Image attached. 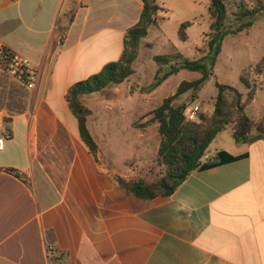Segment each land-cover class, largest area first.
<instances>
[{
    "label": "crops",
    "instance_id": "1",
    "mask_svg": "<svg viewBox=\"0 0 264 264\" xmlns=\"http://www.w3.org/2000/svg\"><path fill=\"white\" fill-rule=\"evenodd\" d=\"M159 1L155 26L163 29L173 6ZM143 7L142 0H0V42L28 58L38 76L32 91L24 88L23 111L0 108L7 136L0 264H264V140L237 143L232 133L233 143L211 145L204 163L221 151L238 158L194 171L169 197L147 200L125 189L117 178L135 177L130 161L142 157L148 133L118 127L108 114L101 141L92 104L115 94L104 98L109 110L132 106L122 96L130 95L138 58L125 82L83 97L97 156L81 138L67 93L121 58ZM190 22L188 36L197 24Z\"/></svg>",
    "mask_w": 264,
    "mask_h": 264
},
{
    "label": "trees",
    "instance_id": "2",
    "mask_svg": "<svg viewBox=\"0 0 264 264\" xmlns=\"http://www.w3.org/2000/svg\"><path fill=\"white\" fill-rule=\"evenodd\" d=\"M142 1L143 12L139 22L129 29L125 36L121 58L105 65L99 73L74 84L67 93L69 107L79 120L81 138L95 156L98 154L99 146L88 127L91 110L84 104L83 97L101 92L111 85L122 84L134 74V63L138 58L141 43L147 38L150 27L158 25V16L164 11L159 6L158 0ZM229 1L209 0L208 13L211 19L209 52L204 58L191 60L177 50L154 57L157 70L153 81L145 89L148 93L155 91L170 77L183 70L196 72L200 74V77L181 82L176 93L165 98L163 103L153 111V120L158 123L160 138L157 162L166 167L165 174L152 183L142 178H117L122 187L140 198L151 200L157 197H169L194 171L236 160L238 157L221 151L216 156V162H203L204 156L209 152L218 134L230 127L233 128V137L237 143L252 144L264 140L262 125H259L256 128V134L252 135L256 125L245 111L242 94L230 85L215 82L217 97L214 112L210 116L201 113L198 121H189L186 118L187 106L185 104L176 105V101L189 91H192L193 97H196L215 76V67L222 53L224 39L230 35L236 36L253 27L259 10H264L263 0L260 1L261 7L255 11H240L236 17L239 24L230 28L226 24L229 19ZM192 25L190 21L181 24L178 36L182 42L189 39L188 29ZM4 77L8 78L5 75ZM241 79L245 80L244 77ZM244 82L247 87H251L248 81ZM13 83L8 88L0 81V108L14 113L21 112L25 109L24 99L27 94L24 87L15 81ZM254 95L255 93L249 95L248 102L254 99ZM12 172L15 175L18 173Z\"/></svg>",
    "mask_w": 264,
    "mask_h": 264
},
{
    "label": "rangeland",
    "instance_id": "3",
    "mask_svg": "<svg viewBox=\"0 0 264 264\" xmlns=\"http://www.w3.org/2000/svg\"><path fill=\"white\" fill-rule=\"evenodd\" d=\"M165 1L173 6L172 17L164 24L163 29L155 25L151 26L149 36L146 39L148 44L142 47V51L140 54L138 53V60L136 64L134 63L137 68V75L130 80V83H133L132 88L128 89L130 95L122 96L129 98L133 105L122 113L118 109L111 108V106V110H109V106L105 105L109 102L105 101L107 99L104 98H112V100L119 98L115 94L110 96L101 94L92 104L91 122L94 132L101 137V141L104 118L108 114H116L117 121L112 123L117 122L118 127L148 133L144 139L142 157L134 156L137 162L130 161V166H133L135 171V177L129 179L142 178L149 183L157 181L166 172V167L157 162L160 138L158 136V123L153 120V111L163 103L165 98L176 93L181 82L200 77V74L196 72L183 70L170 77L155 91L148 93L145 89L153 81L157 70L154 57L170 54L177 50L191 60H199L209 52L210 29H208L207 24L211 23L208 13L209 0H160L159 3L166 7ZM260 1L263 0H230L228 2L229 19L226 23L227 26L236 27L239 24L236 18L239 12L255 11L261 7ZM161 20L162 18H160ZM187 21H196L197 24L189 31V40L182 42L178 37V30L180 24ZM242 77L245 80H242ZM0 81H2L3 86L8 88L13 83V80L4 77L1 73ZM244 81H248L251 87H247ZM215 82L235 87L242 94L245 111L256 125L252 135L256 134V128L259 125L264 127V10H259L253 27L236 36L230 35L224 39L222 53L215 67V76L196 97H193L192 91H189L176 101V105L185 104L188 107L197 104L200 106V114L212 115L217 97ZM139 87L141 88L139 89ZM138 92L140 94L137 95ZM251 93H255L254 99L248 102ZM136 96H138L136 100H131ZM120 119L122 122H119ZM232 133L233 128L231 127L219 133L212 147L233 143Z\"/></svg>",
    "mask_w": 264,
    "mask_h": 264
},
{
    "label": "built area",
    "instance_id": "4",
    "mask_svg": "<svg viewBox=\"0 0 264 264\" xmlns=\"http://www.w3.org/2000/svg\"><path fill=\"white\" fill-rule=\"evenodd\" d=\"M0 71L20 84L28 91H32L37 83V69L28 58L12 50L0 42ZM185 116L189 121H198L200 116V106L192 104L187 107ZM7 136L3 129H0V151L4 150ZM209 155L204 156V160L209 159ZM18 175V173H17ZM49 256L57 255V251L49 249Z\"/></svg>",
    "mask_w": 264,
    "mask_h": 264
}]
</instances>
